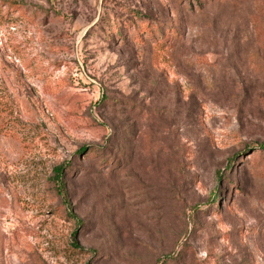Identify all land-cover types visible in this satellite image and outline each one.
<instances>
[{"label":"rangeland","instance_id":"obj_1","mask_svg":"<svg viewBox=\"0 0 264 264\" xmlns=\"http://www.w3.org/2000/svg\"><path fill=\"white\" fill-rule=\"evenodd\" d=\"M0 264H264V0H0Z\"/></svg>","mask_w":264,"mask_h":264},{"label":"trees","instance_id":"obj_2","mask_svg":"<svg viewBox=\"0 0 264 264\" xmlns=\"http://www.w3.org/2000/svg\"><path fill=\"white\" fill-rule=\"evenodd\" d=\"M85 148L81 149V152L84 151ZM233 161V160H232ZM67 165L66 164H61L58 165L54 168V174L51 177V180L55 183V186L58 190V192L62 193L65 198H67V192H66V186L65 182L63 180L64 174L66 172ZM220 177H222V174H220ZM212 203H214L217 200V193L215 192L213 197H212ZM77 232H74V237L76 236ZM73 244H77L73 241ZM78 247V246H77Z\"/></svg>","mask_w":264,"mask_h":264}]
</instances>
